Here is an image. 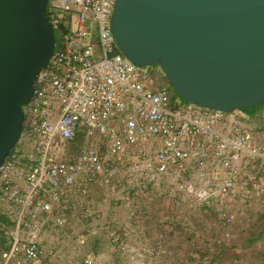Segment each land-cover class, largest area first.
<instances>
[{
  "label": "built area",
  "instance_id": "1",
  "mask_svg": "<svg viewBox=\"0 0 264 264\" xmlns=\"http://www.w3.org/2000/svg\"><path fill=\"white\" fill-rule=\"evenodd\" d=\"M115 3L48 2L55 53L0 167V264H99L98 234L127 264H221L264 214V130L127 59Z\"/></svg>",
  "mask_w": 264,
  "mask_h": 264
},
{
  "label": "water",
  "instance_id": "2",
  "mask_svg": "<svg viewBox=\"0 0 264 264\" xmlns=\"http://www.w3.org/2000/svg\"><path fill=\"white\" fill-rule=\"evenodd\" d=\"M49 0H0V167L55 53ZM111 29L134 64L158 66L187 104L234 112L264 102V0H116Z\"/></svg>",
  "mask_w": 264,
  "mask_h": 264
},
{
  "label": "crops",
  "instance_id": "3",
  "mask_svg": "<svg viewBox=\"0 0 264 264\" xmlns=\"http://www.w3.org/2000/svg\"><path fill=\"white\" fill-rule=\"evenodd\" d=\"M248 113L253 119V125L264 130V104ZM236 231L235 244L228 250L221 264H264V214L259 216L258 223L249 230L242 224H238ZM90 241L94 242L96 248L105 251V255L103 259L99 260V264H127L123 258L109 253L108 241L105 235L90 236L88 243ZM87 246L84 248V252L101 255L97 249L93 252L90 251V248L88 250Z\"/></svg>",
  "mask_w": 264,
  "mask_h": 264
},
{
  "label": "rangeland",
  "instance_id": "4",
  "mask_svg": "<svg viewBox=\"0 0 264 264\" xmlns=\"http://www.w3.org/2000/svg\"><path fill=\"white\" fill-rule=\"evenodd\" d=\"M162 80L165 82V81H167L164 77H162ZM180 98V97H179ZM72 241V243H73V245H75V242H74V239H71ZM96 242V241H95ZM87 248H88V250H89V248H90V251H93L94 252V250H98V252H100L99 254H104L105 253V251H102V249H99L98 247L96 248L95 247V244H94V242L92 241H90V243H88V246H87ZM95 255H97V254H95ZM42 264H47V262L46 261H43V263Z\"/></svg>",
  "mask_w": 264,
  "mask_h": 264
},
{
  "label": "trees",
  "instance_id": "5",
  "mask_svg": "<svg viewBox=\"0 0 264 264\" xmlns=\"http://www.w3.org/2000/svg\"><path fill=\"white\" fill-rule=\"evenodd\" d=\"M55 36L57 37V34H56V32H55ZM166 79V78H165ZM167 80V79H166ZM177 97L179 98V96L177 95ZM181 99V98H180ZM182 100V99H181ZM183 101V100H182ZM184 102V101H183ZM185 103V102H184ZM264 104V102H262L261 104H259V105H256L254 108H252V109H250V110H248V109H245L244 111H246V112H250V111H252L253 109H255L256 107H258V106H260V105H263Z\"/></svg>",
  "mask_w": 264,
  "mask_h": 264
}]
</instances>
